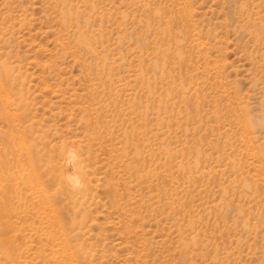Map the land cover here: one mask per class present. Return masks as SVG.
Segmentation results:
<instances>
[{"label": "rangeland", "instance_id": "374dc122", "mask_svg": "<svg viewBox=\"0 0 264 264\" xmlns=\"http://www.w3.org/2000/svg\"><path fill=\"white\" fill-rule=\"evenodd\" d=\"M0 264H264V0H0Z\"/></svg>", "mask_w": 264, "mask_h": 264}, {"label": "bare ground", "instance_id": "6f19581e", "mask_svg": "<svg viewBox=\"0 0 264 264\" xmlns=\"http://www.w3.org/2000/svg\"><path fill=\"white\" fill-rule=\"evenodd\" d=\"M81 171L82 166L80 160L74 155V153L68 152V154L62 158L59 180L62 185V189L76 199L83 198L88 189L85 183H79L80 176L78 175ZM51 210L53 209L51 208Z\"/></svg>", "mask_w": 264, "mask_h": 264}]
</instances>
